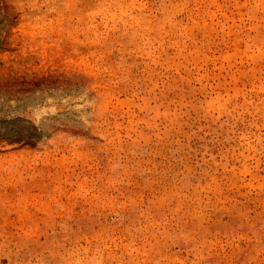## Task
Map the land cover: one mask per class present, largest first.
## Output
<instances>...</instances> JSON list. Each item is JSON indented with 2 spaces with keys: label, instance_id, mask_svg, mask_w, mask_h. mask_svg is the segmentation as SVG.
I'll use <instances>...</instances> for the list:
<instances>
[{
  "label": "rangeland",
  "instance_id": "rangeland-1",
  "mask_svg": "<svg viewBox=\"0 0 264 264\" xmlns=\"http://www.w3.org/2000/svg\"><path fill=\"white\" fill-rule=\"evenodd\" d=\"M0 264H264V0H0Z\"/></svg>",
  "mask_w": 264,
  "mask_h": 264
},
{
  "label": "trees",
  "instance_id": "trees-1",
  "mask_svg": "<svg viewBox=\"0 0 264 264\" xmlns=\"http://www.w3.org/2000/svg\"><path fill=\"white\" fill-rule=\"evenodd\" d=\"M26 143L33 144V145L35 144L34 141H26Z\"/></svg>",
  "mask_w": 264,
  "mask_h": 264
}]
</instances>
